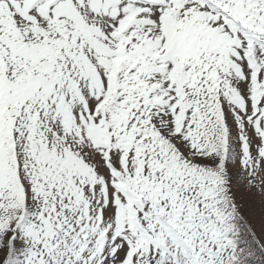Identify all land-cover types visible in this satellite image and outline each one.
<instances>
[{
    "label": "snow or ice",
    "instance_id": "1",
    "mask_svg": "<svg viewBox=\"0 0 264 264\" xmlns=\"http://www.w3.org/2000/svg\"><path fill=\"white\" fill-rule=\"evenodd\" d=\"M0 264H264V0H0Z\"/></svg>",
    "mask_w": 264,
    "mask_h": 264
}]
</instances>
